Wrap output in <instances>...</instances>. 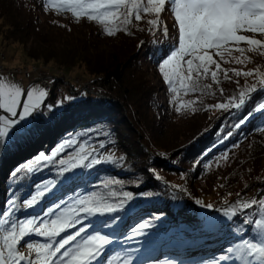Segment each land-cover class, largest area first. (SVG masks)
I'll list each match as a JSON object with an SVG mask.
<instances>
[{
  "label": "trees",
  "instance_id": "obj_1",
  "mask_svg": "<svg viewBox=\"0 0 264 264\" xmlns=\"http://www.w3.org/2000/svg\"><path fill=\"white\" fill-rule=\"evenodd\" d=\"M39 4L47 10L57 11L47 0H0V47L17 43L25 50L30 62L44 64H36L28 72L17 68L13 71L25 75L36 73L30 77L33 80L23 83L22 89L26 90L38 78L43 87L51 82L53 88L46 90L43 105L55 106L65 85L74 95L81 91L92 94L86 88H78L85 85L84 80L92 78L105 96L93 93L95 96L92 97L83 93L71 102L62 97L64 106L54 107L53 111L42 105L29 118L26 135L0 143V219L9 208V199L22 204L23 199L30 198V193L35 191L36 184L47 179H62L57 176L58 165L47 164L39 160V156L49 155L50 149L74 136L80 142L88 141L97 148L103 142L105 148L99 152L108 148L115 150L114 153L106 152L104 156H111L116 162L102 163L91 169H74L77 179L70 185L59 187V199L68 193H76L79 197L94 192L105 195L109 191L130 192L133 200L125 205L127 212L132 204L126 213L130 220L138 217L152 226L163 223L161 227L176 228L173 235L181 233L185 237L196 234L201 226L202 220L194 206L195 200L199 199L215 208L217 223L212 235L223 234L225 240H232L235 235L245 237L249 230L248 239H258L260 229L255 221L260 218L261 207L237 208V215L231 220L223 215V209L238 199L241 203L264 200V155L257 156L264 146V130H261L264 129V115L257 114L239 130L234 128L241 116L254 110L258 101L264 99V91L253 93L241 112L234 109L220 117L223 110L208 106L227 102L246 86L257 84L256 70L264 72V58L251 61L243 70H253V76L222 81L218 86L211 84V88L204 92L198 90L185 94L179 83H175L173 86L177 88L180 99L196 102L177 113L180 100H174L168 83L162 88L147 72L150 67L155 71L159 69L158 64L178 43V37L164 34L162 14L155 29L150 30L147 23L155 16L146 14L139 22L133 20L129 26L130 34L121 30L109 36L94 20L88 19L90 24L79 28L67 27V21L57 24L39 22V15L33 14L41 10ZM167 9L171 11L170 2L165 5ZM64 13L77 17L71 11ZM58 70L64 71L66 79L68 75L72 76L79 85L62 82V87L56 91L57 81L48 75L58 74ZM228 131L234 134L221 143ZM52 136L54 141L50 143ZM77 149L78 145L68 148L55 159L67 158ZM226 151L228 155L223 158ZM198 160L200 163L197 164ZM29 164L33 166L31 173L27 171ZM205 164L209 167L205 168ZM18 166L23 167L13 176ZM153 173L160 179H155ZM108 180L121 183L105 188L104 182ZM164 181L185 188L190 202L184 201L177 208L173 207L177 194ZM53 199L49 197L48 206H52ZM116 199L118 197L114 202ZM226 200L228 204H225ZM36 211L39 212L40 208ZM160 212L165 213L164 217L154 220L152 217L161 215ZM31 213V209L22 210L16 212V217H27ZM209 217L213 218L212 215ZM219 245L222 247L223 242ZM177 250L182 252L183 249Z\"/></svg>",
  "mask_w": 264,
  "mask_h": 264
},
{
  "label": "snow or ice",
  "instance_id": "obj_2",
  "mask_svg": "<svg viewBox=\"0 0 264 264\" xmlns=\"http://www.w3.org/2000/svg\"><path fill=\"white\" fill-rule=\"evenodd\" d=\"M47 2L57 4V11H71L77 17L86 15L89 20L102 25L104 32L109 36L121 30L129 32V26L133 24V20L139 22L146 14L155 16V19L147 21L150 30L155 29L160 22V14L165 11L166 3L170 2L175 16L173 27L178 30V44L173 45L170 52L166 54V58L158 64V68L172 93L178 91L173 86L177 82L185 94L210 89L211 85H201L200 80L202 77L207 78L210 74L213 81L219 82L217 73L222 69L214 59V55L223 60L225 54L231 57L234 50L243 56L245 49L239 47L241 43L249 46L247 51L264 55V0H47ZM163 32L168 35L166 26ZM242 32L252 33V35H244L241 34ZM257 34L261 38H256ZM230 45H235V48L233 49ZM232 59L237 64L244 63L239 56ZM247 59L250 58L245 57V60ZM212 65H215V71L211 70ZM223 71L225 79H230L227 75L228 71L233 72L236 77L254 75L253 70L240 71L232 68ZM256 72L259 88L257 84L246 86L239 91L238 95L230 97L227 102L208 107L225 112L232 109L238 112L243 111L253 93L264 91V72L259 70ZM46 96L45 90L37 88L28 90L25 96L21 87L0 79V110L7 114L0 115V143H3L5 139L11 141L27 134L29 118L39 111ZM73 99L74 97L71 96L65 98L67 101ZM194 103L196 102L186 101L179 104L176 112L180 113L182 108H189ZM43 106L53 111L54 107L63 106V101L55 106ZM190 110L196 111L195 108ZM257 114L264 115V102L241 116L234 124V128L241 129ZM233 134L232 131H228L221 139V143ZM80 135H86V133ZM77 145V151L67 158L55 159L66 149ZM104 148L103 142L97 148L90 145L88 141L80 142L73 136L57 145L49 155L39 156V160L47 164L58 165L57 176L62 179L59 181L50 179L36 184L35 191L30 193V198L23 199L22 204H18L15 199L7 201L9 208L4 213V218L0 219V233H2L0 264H101L107 246L114 242L109 235L102 234L101 229H113V235L115 234V228L119 226L118 213L125 210V205L133 199V194L126 191L122 193L109 191L107 195L94 192L76 198L70 197L69 201H65L59 199L57 193L60 186L75 182L77 177L73 173L74 169H91L102 163H115L114 158L99 152ZM160 155L164 156L163 153ZM222 155L226 158L227 151ZM198 163H200L199 160ZM204 166L209 167L208 164ZM22 167L18 166L12 175L18 174ZM27 171L29 173L33 171L31 164L27 166ZM153 175L155 179H160L155 173ZM120 183L119 180H108L104 182V187L110 188L111 185ZM171 187L184 191L178 185ZM49 197H54L51 201L52 206H48ZM116 197L118 199L114 202ZM57 199L59 202H55ZM195 203L209 209L213 207L211 204H203L199 199L195 200ZM225 204H228L227 200ZM253 206L264 209V200L253 199L241 203L238 199L235 204L223 209V215L231 219L237 215V208L246 210ZM38 207L39 212L36 211ZM29 209L32 210L30 216L16 217V212ZM95 217H107V219L92 223V218ZM244 223L250 222L244 221ZM206 224L209 229L216 227V222L211 217L207 218ZM255 224L260 229L259 238L241 240L228 249V252L233 254L231 257L221 256L220 260L234 259L240 264H264V221L256 220ZM148 226V223H140L138 229L134 231L144 234ZM31 236L43 239V242L35 244L26 241L27 248L35 251V257L25 255L18 250L21 241ZM108 264H113V260H108ZM125 264H129V261H125Z\"/></svg>",
  "mask_w": 264,
  "mask_h": 264
},
{
  "label": "rangeland",
  "instance_id": "obj_3",
  "mask_svg": "<svg viewBox=\"0 0 264 264\" xmlns=\"http://www.w3.org/2000/svg\"><path fill=\"white\" fill-rule=\"evenodd\" d=\"M51 5L58 7L57 4H51ZM39 7L41 8L42 11L39 9L38 10L39 13H37V11H34L33 12V14L36 13V14L39 15L38 18H37L39 20V22L44 23V22L47 21V23L50 22L52 24L53 23H56L57 24L58 22L64 23L65 21H67L68 24H67V22H65L66 23V26L67 25L68 26H71V27L73 26L74 28L85 27L87 24H90V23H88V21H89L88 18L73 17V16H70V14L64 13L67 10H61L63 12L62 13V12H58V11L47 10L44 7H42L41 5ZM56 7H53V8H56ZM44 11L46 13H44ZM161 14L163 15V24L168 27V35H167V37H169L170 35L172 37H174V35H175V37H176L177 36L176 35L177 34V31H176V28L173 27V25H174V19H173V17L170 14V10L167 9L164 12H162ZM241 34L249 35V36L252 35V33H247V32H242ZM256 38L259 39L261 37L257 34ZM230 47H232L234 49L235 48V45H230ZM239 47L245 49V52H244V55L243 56H241L239 52H236L234 50L232 52V56L231 57L228 56L227 54H225L223 60L219 56H215L214 55V59L220 64L221 69H222L221 71H218V73H217L218 74L219 82L213 81L211 79L210 74H209L207 78H203L202 77L201 80H200V83L202 85H211V84H214L215 86H218V84H220L222 81H227L228 82L230 80H236L239 77H236L234 75V73L231 72V71H228V73H227V75H228V77H230V79H225V77H224V71L223 70L235 68L237 70L243 71V70H245L247 68V65H250L251 64L250 63L251 61L256 60V59H260V58H264V55H261L259 52H249V51H247V49H248L249 46L246 45V44H244V43H241L239 45ZM139 50H138V53H139ZM213 51H215V50H213ZM236 56H239L241 60H244V63L243 64H237V63H235L234 60L232 59V57H236ZM245 57H249L250 59L245 60ZM0 61H2L3 64L6 63V65L9 68H11V69H13L15 67H22V68H29V69H31L36 64H38V65H44L43 63L30 62V58L27 55V53L25 52V50L22 47H20L19 45H17V43H12V44L9 43L7 45H2V47H0ZM225 61H227V62H225ZM210 67H211V70H213V71L216 70L215 65H212ZM62 71L58 70V74H53L52 75V76H55V75L57 76L56 91H59L60 81L63 80V79H66V75L63 73L64 71L63 72ZM147 72L152 77V79H154L155 83L158 84V85H160L162 88L164 87V84H167V82L164 80L162 74L160 73L159 69H157L155 71V69H153V68L150 67ZM34 75H36V73H34L32 75H25V73L11 72V73H8V74L7 73H3L1 75V77H0V79H3L8 84H14V85L19 86V87L22 88L23 85H24L23 83H25V84L29 83L31 80H33V79H30V77L31 76H34ZM67 77H68L67 79H69V80L72 79L71 81L72 82H75V79L72 76H69L68 75ZM53 78L55 79L56 77H53ZM77 79H80V78L77 77ZM34 81H35V84L30 89H32V88L42 89L41 87H43V85L41 83V80L38 78V79H34ZM83 82H84V84L88 83L91 86L92 85V82H93V79L92 78H89V79L87 78ZM63 83H64V81H63ZM93 87L94 86L92 85V88ZM43 89L46 91V87H43ZM24 93H25V96H26L27 93L25 92V90H24ZM83 93L86 96H89V95H91L92 97L95 96V95H93V93L92 94H89V93L83 92V91H81L80 94L78 93V95H74L72 92L69 91V88H68L67 85L64 86V88H63V90L61 92V96L64 97V98H66L68 96H71V97H74V99H75L79 95H82ZM172 96H174V100L176 102H178L180 100L179 101V104L184 103V101L179 98L178 91L176 93H172ZM62 97H58L57 101L58 102L63 101ZM258 102L259 103L264 102V99H262V100H260ZM64 104L65 103L63 101V106H64ZM63 106H61L60 108H62ZM232 111H234V109H232ZM225 113H227V112H225V111L220 112L219 113L220 114V117L222 115H224ZM0 114L7 115L2 110H0ZM52 150L53 149H50L48 151V153L50 151H52ZM114 151L115 150H113L111 148H108V149L104 150L103 152L100 151V153L104 155L106 152L107 153H114ZM118 152H119V150H118ZM48 153H46V154H48ZM260 154L264 155V146H262V149L257 153V156L260 155ZM47 180H49V179H47ZM183 189H184L183 192H187V190L185 188H183ZM138 194L139 193H137L136 195H138ZM187 195L190 198L189 194H187ZM135 201H136V198H135ZM184 201L190 202V200L185 196V194H182L181 196H179L177 198V202H175V201L174 202L177 203V204L178 203L179 204H183ZM195 206H196V204H195ZM125 212H126V210H124L121 214H119V216L121 218H125V216H124ZM164 215L165 214L163 213L162 215H157V217H152V218L154 220H156V218H159L160 216L164 217ZM260 220L264 221V209L261 210ZM134 225H136V224H134ZM158 234L160 236V234L162 235V232L161 233L158 232ZM167 236H168V234H163V236H160L159 238L164 239ZM183 239H185V238H183ZM26 241H31L32 243L35 244V243H41V242H43V239L42 238H39V237H36V236L26 237L25 238V241H21V246H18V250L21 251V252H23L25 255H29V256L35 257V251L33 249H28L27 248ZM148 242L149 241H147V243ZM144 244H146V243H144ZM231 254L232 253H230V252L225 253L226 256L227 255H231Z\"/></svg>",
  "mask_w": 264,
  "mask_h": 264
},
{
  "label": "built area",
  "instance_id": "obj_4",
  "mask_svg": "<svg viewBox=\"0 0 264 264\" xmlns=\"http://www.w3.org/2000/svg\"><path fill=\"white\" fill-rule=\"evenodd\" d=\"M19 70H25L26 72H28L30 69L29 68H22V67H19L18 68ZM2 71H5V67L3 66V65H0V72H2ZM51 75H48V77H50ZM52 86V87H51ZM59 86H61V85H59ZM45 87H46V89L48 90V89H52L53 88V84L50 82H47L46 84H45ZM90 88L91 89H95V87H93L92 88V85L90 86Z\"/></svg>",
  "mask_w": 264,
  "mask_h": 264
}]
</instances>
